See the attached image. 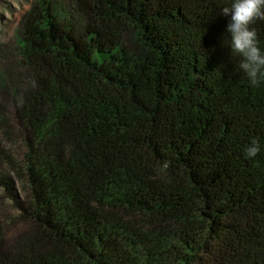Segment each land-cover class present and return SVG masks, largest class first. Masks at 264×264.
Listing matches in <instances>:
<instances>
[{
  "label": "trees",
  "instance_id": "trees-1",
  "mask_svg": "<svg viewBox=\"0 0 264 264\" xmlns=\"http://www.w3.org/2000/svg\"><path fill=\"white\" fill-rule=\"evenodd\" d=\"M229 2L32 1L13 121L0 97V264H264V83L222 44Z\"/></svg>",
  "mask_w": 264,
  "mask_h": 264
},
{
  "label": "clouds",
  "instance_id": "clouds-1",
  "mask_svg": "<svg viewBox=\"0 0 264 264\" xmlns=\"http://www.w3.org/2000/svg\"><path fill=\"white\" fill-rule=\"evenodd\" d=\"M220 15L226 18L222 44L229 55L237 59L238 70L250 86L264 83V47H261L256 29L257 20H264V0H230ZM261 151L260 142L252 137L243 147L246 159H254Z\"/></svg>",
  "mask_w": 264,
  "mask_h": 264
},
{
  "label": "rangeland",
  "instance_id": "rangeland-1",
  "mask_svg": "<svg viewBox=\"0 0 264 264\" xmlns=\"http://www.w3.org/2000/svg\"><path fill=\"white\" fill-rule=\"evenodd\" d=\"M32 1L0 0V97L6 102H12L8 105L10 118L13 116L11 112L16 110L14 96L26 86L22 77L25 71L19 62L17 41L22 15ZM16 228L14 225L12 231Z\"/></svg>",
  "mask_w": 264,
  "mask_h": 264
}]
</instances>
